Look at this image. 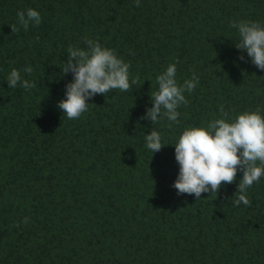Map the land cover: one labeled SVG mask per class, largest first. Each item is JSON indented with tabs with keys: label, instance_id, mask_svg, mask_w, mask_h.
Masks as SVG:
<instances>
[{
	"label": "trees",
	"instance_id": "16d2710c",
	"mask_svg": "<svg viewBox=\"0 0 264 264\" xmlns=\"http://www.w3.org/2000/svg\"><path fill=\"white\" fill-rule=\"evenodd\" d=\"M28 8L42 22L25 31L17 13ZM241 20L264 25V0H0V264H264V176L247 190L250 207L235 205L242 171L199 200L173 187L185 129L221 118V106L230 119L264 114V71L230 27ZM86 38L139 82L97 94L70 120L58 108L73 82L62 68ZM177 59L178 83L195 73L199 84L179 124H152L156 77ZM13 68L36 87L9 88Z\"/></svg>",
	"mask_w": 264,
	"mask_h": 264
},
{
	"label": "clouds",
	"instance_id": "9594fccd",
	"mask_svg": "<svg viewBox=\"0 0 264 264\" xmlns=\"http://www.w3.org/2000/svg\"><path fill=\"white\" fill-rule=\"evenodd\" d=\"M140 6V0H136ZM19 24L25 31L30 25L38 26L42 17L37 10L28 8L17 13ZM230 27L236 28L240 41L235 47L241 52L246 51L251 62L264 71V25L260 22H231ZM13 33L18 31L13 25ZM38 39V38H37ZM86 48H68V59L62 68L63 74H73V82L66 85V99L58 103V108L67 119H79L89 109L88 101L97 94L105 95L112 90L127 92L132 85L139 82V77H132L130 63L118 56L114 49L103 47L99 41L85 39ZM244 61V56L239 58ZM177 59L166 70L156 77L158 90L151 94L152 107L147 109L143 119L156 123L166 118L179 124L182 105L189 101L185 93H192L199 84V77L193 73L191 79L183 84L177 81ZM23 71L29 75L33 69L27 66ZM9 88L19 84L30 91L35 88L34 82L23 79L21 71L13 68L7 77ZM221 118L213 119L203 127H189L183 131L175 144V158L180 169L173 187L178 194H194L196 199L202 193H219L224 184L236 182L238 172L243 178L238 184L235 205L243 203L251 206L247 190L259 183L264 176V114L260 107L254 111H245L234 118H229L224 107L220 108ZM146 147L154 153L161 151L162 135L152 130L145 136ZM29 222L25 217L24 224ZM17 223L15 227H19Z\"/></svg>",
	"mask_w": 264,
	"mask_h": 264
}]
</instances>
